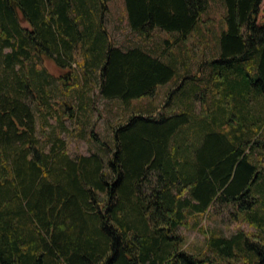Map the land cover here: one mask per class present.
<instances>
[{"label":"trees","instance_id":"16d2710c","mask_svg":"<svg viewBox=\"0 0 264 264\" xmlns=\"http://www.w3.org/2000/svg\"><path fill=\"white\" fill-rule=\"evenodd\" d=\"M209 2L124 0L128 29L184 43ZM261 2L223 0L218 44L192 71L168 47L117 45L104 0H0V264H264ZM181 68L184 95L130 113L111 138L91 130L96 151H67L59 112L60 131L39 134L37 117L43 132L60 107L80 121L93 87L127 106ZM203 88L207 115L195 111ZM214 206L254 232H212L209 253L186 251L178 227Z\"/></svg>","mask_w":264,"mask_h":264},{"label":"rangeland","instance_id":"374dc122","mask_svg":"<svg viewBox=\"0 0 264 264\" xmlns=\"http://www.w3.org/2000/svg\"><path fill=\"white\" fill-rule=\"evenodd\" d=\"M108 6V19L111 18L114 21L118 16L120 17L121 9L125 10L124 0H104ZM225 6L223 0H210L209 8L201 16V19L197 22L194 31L188 35L187 40L183 43L180 40H176V34L169 33L161 30H154L153 32H130L128 29V46L136 44L154 45L156 47L165 48L168 47L170 51H173L178 56L181 63L187 62V66L192 68V71L196 70L197 62L200 60L209 59L212 56V50L216 48L218 44V36L221 29L224 27ZM257 22L259 24L264 23V0H262L257 14ZM114 23L108 21L107 28L110 34L120 36V39L115 41L116 43L125 44V41H121L122 36L125 34L126 29L124 26L118 29H114ZM120 23V22H119ZM205 34L201 37L198 33ZM144 39V40H143ZM165 39L173 42L171 45H166ZM182 42V43H181ZM206 66V65H205ZM210 66V65H208ZM50 71L57 75L62 70L55 67L52 63L48 64ZM180 67V66H179ZM179 70V68H178ZM184 70L181 68L180 73H177L173 79L168 83L159 85L156 87V91L153 95H147L140 98L131 100L130 104L125 106L118 99H105L97 95V90L93 87L88 92L90 100L87 102V110L84 116H81V120L77 121L76 118H71L68 113H62L61 107L56 113L48 117V125L44 127V131H41L40 120L37 117V127L41 138L52 132V130L60 131V125L57 120L58 112L64 123L68 128L67 130H61L60 135L66 142V149L71 155L88 154L92 151H96L97 145L91 140L89 135L90 131L102 138H111V126L125 120V118L132 112L148 111L156 106L161 107L167 100L169 92H171L170 98L175 100L178 98L176 95H184L188 91V84L185 81L179 80L184 76ZM202 74H199L201 77ZM191 85V83H189ZM205 84L203 87L205 88ZM177 87V88H176ZM203 88V89H204ZM212 92V91H211ZM211 92L204 89L201 91L200 97L203 99L196 101L195 111L199 114L203 113L207 115V109L210 107ZM169 102V99L167 100ZM169 104V103H168ZM161 109V108H160ZM166 111L171 110V104L165 108ZM173 109V108H172ZM210 110V109H209ZM203 111V112H202ZM85 129V133L82 137L77 135L80 129ZM195 226H194V225ZM202 227V230L200 228ZM241 230L243 233L254 232V228L242 218L235 219L231 212H228L221 206H214L209 209L208 212L198 215L196 217L190 216L187 219V224L178 227L177 232L183 237V248L195 255L207 254V241L212 232H216L220 235L230 236ZM225 259L221 260L224 262ZM241 264V262H236Z\"/></svg>","mask_w":264,"mask_h":264},{"label":"crops","instance_id":"0c3cea01","mask_svg":"<svg viewBox=\"0 0 264 264\" xmlns=\"http://www.w3.org/2000/svg\"><path fill=\"white\" fill-rule=\"evenodd\" d=\"M108 21L115 22L114 23V29L115 28L118 29V28H121L122 26H124L126 31H125V34L122 36L121 41H125L126 42L125 44H120V43L115 42V41H117V39H120L119 38L120 36H118V35L116 36L115 34H112L111 37L117 45H121L123 47H128V23H127L126 9L124 10V7H123V9H121L120 17L118 16L114 21H112L110 18V19H108Z\"/></svg>","mask_w":264,"mask_h":264}]
</instances>
